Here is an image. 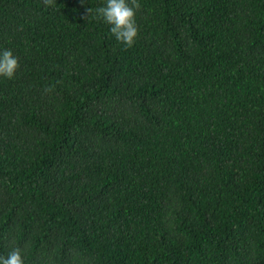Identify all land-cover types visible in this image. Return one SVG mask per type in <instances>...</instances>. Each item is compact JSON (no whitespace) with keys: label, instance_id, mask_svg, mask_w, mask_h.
Returning <instances> with one entry per match:
<instances>
[{"label":"trees","instance_id":"16d2710c","mask_svg":"<svg viewBox=\"0 0 264 264\" xmlns=\"http://www.w3.org/2000/svg\"><path fill=\"white\" fill-rule=\"evenodd\" d=\"M0 0V254L264 264V0Z\"/></svg>","mask_w":264,"mask_h":264},{"label":"clouds","instance_id":"9594fccd","mask_svg":"<svg viewBox=\"0 0 264 264\" xmlns=\"http://www.w3.org/2000/svg\"><path fill=\"white\" fill-rule=\"evenodd\" d=\"M140 7L139 0H104L95 10L87 12L102 19L109 25V31L115 39L131 46L138 35L139 25L136 10ZM19 68V58L11 48L0 49V76L13 77ZM0 264H25L23 250L20 247L11 249L7 255L0 254Z\"/></svg>","mask_w":264,"mask_h":264}]
</instances>
